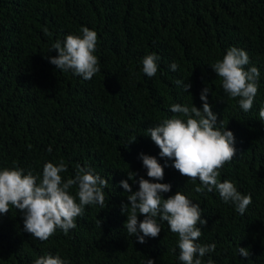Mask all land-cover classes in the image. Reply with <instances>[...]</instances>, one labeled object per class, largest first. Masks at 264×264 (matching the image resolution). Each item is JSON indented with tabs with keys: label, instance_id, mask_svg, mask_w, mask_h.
<instances>
[{
	"label": "trees",
	"instance_id": "obj_1",
	"mask_svg": "<svg viewBox=\"0 0 264 264\" xmlns=\"http://www.w3.org/2000/svg\"><path fill=\"white\" fill-rule=\"evenodd\" d=\"M87 26L98 33L100 64L91 80L64 72L45 56L67 35H82ZM248 52L260 70L253 108L244 112L230 99L211 65L230 47ZM159 56L158 71L147 77L142 59ZM179 65L173 72L170 65ZM191 83L189 92L176 80ZM218 119L236 137V157L221 170L252 203L241 216L216 191L197 193L173 161L160 157L147 128L176 115L175 103L202 108V89ZM264 0H0V169L19 166L42 176L47 162L63 160L74 178L75 165L91 167L108 179L106 201L85 206L77 227L62 230L47 241L24 231L23 214L14 207L0 215V264H33L47 254H59L67 264H182L178 235L166 222L158 238L138 242L128 235L121 204L120 181L128 172L147 177L140 153L156 156L164 165L160 183L185 194L204 210L207 225L199 243L216 244L202 264H264ZM136 137L134 143L128 144ZM31 146V148H29ZM51 148V152L48 149ZM157 182V181H154ZM133 191L139 189L133 184ZM71 193L75 195L74 186ZM78 202V200H77ZM143 215L139 216L143 220ZM239 247L250 257L240 256Z\"/></svg>",
	"mask_w": 264,
	"mask_h": 264
},
{
	"label": "clouds",
	"instance_id": "obj_2",
	"mask_svg": "<svg viewBox=\"0 0 264 264\" xmlns=\"http://www.w3.org/2000/svg\"><path fill=\"white\" fill-rule=\"evenodd\" d=\"M82 35L69 34L63 41L57 40L51 46L56 56H45L49 62L64 72L71 71L85 80H91L100 72L97 55L98 33L83 26ZM159 56L155 53L142 59V71L151 78L157 74ZM251 63L247 51L238 47L227 49L222 60H217L211 67L222 80V88L230 99L238 98L244 112L254 106L258 94L260 70L255 66L246 68ZM179 68L175 62L171 71ZM184 92H189L191 83L176 80ZM209 87L202 89L200 99L202 108L194 104L175 103L170 111L176 115L165 118L156 126L147 128L151 140L160 149V157L173 161L174 167L182 176L193 183L200 184L194 188L197 193L216 191L225 204L235 205V210L243 216L252 203L251 194H242L230 180L220 181L221 170L237 155L236 137L231 130L223 126L218 114L209 103ZM259 119L264 121V107L259 109ZM136 137L128 144L134 143ZM31 148V146H29ZM51 152V148L48 149ZM147 177L136 172H128V178L120 181L127 202L121 204L122 214L127 216L124 228L128 235L135 236L139 243L145 238H158L162 224L166 222L172 233L178 235L179 260L182 264H202V258L215 252L216 244L199 243L203 227L207 220L203 218L204 210L199 203H194L185 194L177 191L165 198V193L172 190L170 183H160L165 176L164 165L156 156L139 154ZM19 166L0 169V215H7L11 207L23 214L24 231L32 237L47 241L57 230L65 235L77 227L76 218L84 215L85 206L104 207L105 188L109 181L95 173L91 167L75 165L74 178L64 179L62 173L68 172V165L63 160L58 163L47 162L42 176L34 175ZM138 183L139 189L133 191L132 184ZM157 181V182H154ZM77 188L75 195L71 193ZM78 200V202H77ZM143 215V220L139 216ZM240 256L250 257L248 248L239 247ZM33 264H67L59 254H47L37 258ZM147 264H155L148 259ZM208 264H213L211 258Z\"/></svg>",
	"mask_w": 264,
	"mask_h": 264
}]
</instances>
